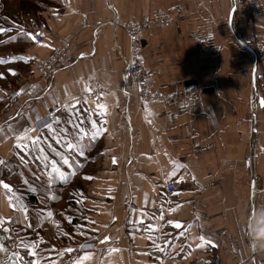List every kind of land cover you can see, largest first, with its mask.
Returning <instances> with one entry per match:
<instances>
[{
	"label": "crops",
	"instance_id": "1",
	"mask_svg": "<svg viewBox=\"0 0 264 264\" xmlns=\"http://www.w3.org/2000/svg\"><path fill=\"white\" fill-rule=\"evenodd\" d=\"M21 1L0 0V28L7 30L0 33V59L6 61L0 63V107L12 91L25 89L1 125L28 105L46 115L55 110L56 98L77 97L81 110L99 103L107 113H91L98 123L106 118L107 132L85 148L84 157L76 156L75 176L53 185L55 200L42 202L41 191L23 186L32 175L19 165L13 138L0 137V158L10 162L8 169L0 167V178L19 189L30 209L54 214L51 219L46 212L33 215V227L22 235L42 238L41 251L56 264L66 256L50 249L85 241L97 247L90 264H207L213 255L221 264H264V249L249 235L250 217L264 209V105L260 101L257 120L252 118L249 100L258 69L252 50L242 43L252 34L264 36V17L251 21L248 13L233 9V0H46L43 6L30 0L29 10ZM152 11L170 18L169 24L152 22L142 32L141 56L152 71V92L178 100L198 86L194 112L178 101H139L128 72L130 45L123 24ZM31 22L45 26L42 42L52 47L22 36V30L32 31ZM59 47L65 48L61 66L49 80L41 79L34 64ZM92 78L109 92L87 97ZM33 85L42 89L43 100L28 94ZM31 167L35 171L36 165ZM174 170L177 176L171 177ZM167 182L176 190L165 202ZM80 193L86 197L83 206L75 203ZM154 209L163 211V220ZM12 214L0 188V215ZM168 220L182 221V229ZM79 225H86L87 237L78 234ZM149 225H156L151 233L156 241L163 236L170 242H162L165 254L152 247ZM105 235L111 240L99 244ZM200 236L205 243L196 248Z\"/></svg>",
	"mask_w": 264,
	"mask_h": 264
},
{
	"label": "snow or ice",
	"instance_id": "2",
	"mask_svg": "<svg viewBox=\"0 0 264 264\" xmlns=\"http://www.w3.org/2000/svg\"><path fill=\"white\" fill-rule=\"evenodd\" d=\"M5 31L7 30L0 28V33ZM21 34L33 43L40 44L42 47H52L50 44L37 40V36H42L43 33L22 30ZM81 56H83V53ZM5 62L0 59V63ZM13 74H15L14 71ZM40 91L42 89H37L33 85L32 89L28 90V94L34 96L38 101L43 100V97L38 94ZM85 91L91 92L92 90L90 87H86ZM23 92H25V89H20L16 95H20ZM79 104L80 100L77 97H68L64 101L56 98L52 101L55 110L48 111L46 115L39 114L35 108L28 105L27 109H20L10 116L9 120L5 121L6 127L0 125V137L8 139L11 136L13 138L14 154L19 161V165L27 168L32 175L31 181L28 179L23 180V186L33 193L38 190L41 191L43 194L42 202H45L47 199H56L53 185L57 181L67 182L69 175L75 176L76 167L80 166V161L75 159L76 156L84 157L86 155L85 148L107 132V128L104 127L107 124L106 118L98 123L91 114L95 112L101 117H106L105 106L97 103L95 109L88 108L81 110L78 108ZM261 104L264 105V100L261 101ZM61 112H67V115L62 116L58 114ZM33 113H35L34 116ZM112 162L116 163L115 157H113ZM9 163L8 160L0 158V167L8 169ZM33 164L36 165L35 171L31 167ZM65 166L70 171H66ZM20 175L23 176L24 173L20 172ZM170 176L176 177L177 171H172ZM84 178L92 179L90 176H85ZM192 178L195 180V176ZM179 180L183 181V177H179ZM253 186H255L254 182ZM0 188L4 190L8 206L12 209L13 213L10 216L0 215V264H44L46 260L48 264H56V261L52 257L46 256L41 251L40 245L45 243L42 238L32 240L22 235V233H26L33 227L31 222L33 215L40 217L46 212V218L51 219L54 215L53 211L44 208L40 210L30 209L28 204L23 201L22 194H18L19 189L3 178H0ZM79 196L80 198L75 203L83 206L86 197L82 193ZM169 211L172 212L175 209L169 208ZM71 219V217H68L69 222H71ZM83 219L89 223H95V221H89V218L86 216ZM163 219V214H161L160 220ZM53 223L59 227V221H53ZM167 223L173 225L176 229H182L183 227L182 221L168 220ZM39 226L38 224L37 227ZM85 227L86 225H79L77 231L78 234L87 237L88 233L83 231ZM155 228L156 225H149L147 229L149 233L148 239L152 242V247L158 249L161 254H165L166 248L157 243L151 234ZM181 234L183 235L184 233ZM62 235L68 234L62 233ZM160 239H163L166 245L170 243L163 236ZM199 239L201 243H197L195 245L196 248L204 246L205 237L200 236ZM110 240L111 237L105 235L102 240H99V244H105ZM207 243H211V241H207ZM94 247V244L86 241L80 243L78 248L69 246L57 251L53 247L50 251L56 252L59 258H63L73 252H78V255L70 258L69 264H90L93 252L85 251V249ZM109 251L114 252L118 251V249L110 248ZM26 256L29 259L26 260ZM158 264H164L163 260H160Z\"/></svg>",
	"mask_w": 264,
	"mask_h": 264
},
{
	"label": "built area",
	"instance_id": "3",
	"mask_svg": "<svg viewBox=\"0 0 264 264\" xmlns=\"http://www.w3.org/2000/svg\"><path fill=\"white\" fill-rule=\"evenodd\" d=\"M233 9L239 11H245L249 14L251 21H255L264 17V4L262 0H233ZM170 18L169 15L162 11H155L148 13L141 18L140 21L135 23L123 24L125 33L129 38L130 45V63L128 65V72L132 81L137 86V93L139 100L155 99L159 101H178L191 112H194L197 107V100L201 95V89L197 86L191 87L184 91L181 97L177 100L174 96H161L152 92V72L145 67V62L141 56V37L142 32L154 21L159 24H167ZM30 28L34 32L43 33L42 36H37L38 41L44 40L45 26L40 23L34 22L30 25ZM245 47L249 48L253 52L257 72L253 75L252 80V93L249 100V113L252 118L257 120V113L260 101L264 100V36H257L255 34L249 35L242 40ZM64 54L63 48H57L53 50V53L46 59H38L35 66L42 73V79H48L52 77L54 72L60 67L59 63ZM87 87L91 88V92L85 91V95L91 99L101 98L103 95L109 92V88L103 85L100 81L95 78L89 80ZM9 102H5L4 106H8ZM251 143L253 142V135L251 134ZM164 190V201L168 202V198L175 192L176 185L173 182H167L163 184ZM157 215L163 214L161 210L154 209ZM164 217V214H163ZM250 235V231H249ZM86 242V241H85ZM89 242V241H87ZM157 243L162 245L163 239L157 238ZM83 243V242H79ZM92 243V242H90ZM78 243L73 245V248H78ZM94 244V243H92ZM95 245V244H94ZM97 249L96 245L94 248H86L85 251L94 252ZM78 252L68 254L66 258L57 262V264H69L71 257L78 255ZM213 260L207 264H220L218 263L219 256L212 257Z\"/></svg>",
	"mask_w": 264,
	"mask_h": 264
},
{
	"label": "rangeland",
	"instance_id": "4",
	"mask_svg": "<svg viewBox=\"0 0 264 264\" xmlns=\"http://www.w3.org/2000/svg\"><path fill=\"white\" fill-rule=\"evenodd\" d=\"M25 1H30V0H22L21 1V5L22 6H27V5H29L28 4V2H25ZM20 6V5H19ZM153 12H155V11H152V12H149V13H153ZM148 14V13H147ZM146 15V14H145ZM143 18V17H142ZM152 22H154V21H152ZM151 22V23H152ZM169 22H170V20H169ZM169 22L167 23V24H169ZM34 22H31V24H33ZM150 23V24H151ZM154 23H156V24H159V23H157V22H154ZM30 24V25H31ZM150 24H149V26H150ZM159 25H166V24H159ZM148 26V27H149ZM147 27V28H148ZM146 28V29H147ZM145 29V30H146ZM59 48H63V47H59ZM64 49V54H63V56H62V58H61V60H60V65L59 66H61V63H62V60H63V58H64V56H65V48H63ZM141 50H142V47H141ZM53 53V51L46 57V58H48L51 54ZM141 53H142V51H141ZM130 56H131V54H130ZM46 58H43V59H46ZM34 66H35V64H34ZM35 69L38 71V74H39V76L41 77V79H42V73H41V71L40 70H38V68L35 66ZM151 71V70H150ZM152 72V71H151ZM152 78V77H151ZM50 79V78H49ZM152 81H153V78H152ZM17 86V85H16ZM18 92V91H17ZM16 90L15 91H12L8 96H7V98L6 99H8V100H6L7 102H9V105L8 106H4V103H3V106H1L0 107V125L4 122V120L6 119V117H7V113H8V111H10V108H12L14 105H15V103H16V101L17 100H19V98L21 97L20 95H16ZM154 94H156V93H154ZM140 102H141V104H142V102H144L145 100H143V101H141V100H139ZM38 202H41V201H38ZM212 257H214V255L213 256H211L210 257V259H209V261H211V260H213L212 259ZM208 261V262H209ZM207 262V263H208ZM220 262V264H221V260H220V258L218 259V263Z\"/></svg>",
	"mask_w": 264,
	"mask_h": 264
},
{
	"label": "clouds",
	"instance_id": "5",
	"mask_svg": "<svg viewBox=\"0 0 264 264\" xmlns=\"http://www.w3.org/2000/svg\"><path fill=\"white\" fill-rule=\"evenodd\" d=\"M250 236L253 245L264 249V209L259 210L250 217Z\"/></svg>",
	"mask_w": 264,
	"mask_h": 264
},
{
	"label": "trees",
	"instance_id": "6",
	"mask_svg": "<svg viewBox=\"0 0 264 264\" xmlns=\"http://www.w3.org/2000/svg\"><path fill=\"white\" fill-rule=\"evenodd\" d=\"M25 2H28V4H29V5H27V7H28L27 10L31 9L30 7H31L32 2H31V1H25ZM35 3H36L35 6H36V5H39V6H40V5H41V6H43V5H47V1H46V0H38V1H36Z\"/></svg>",
	"mask_w": 264,
	"mask_h": 264
}]
</instances>
